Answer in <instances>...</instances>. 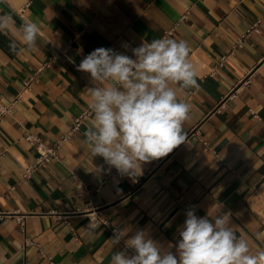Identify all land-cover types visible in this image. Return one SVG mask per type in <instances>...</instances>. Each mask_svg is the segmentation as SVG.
<instances>
[{"label": "crops", "instance_id": "0c3cea01", "mask_svg": "<svg viewBox=\"0 0 264 264\" xmlns=\"http://www.w3.org/2000/svg\"><path fill=\"white\" fill-rule=\"evenodd\" d=\"M0 12L41 29L38 47L19 55L0 35V103L14 104L0 120V264H109L113 227L146 230L166 247L192 206L200 217L230 212L250 249L264 247V0H7ZM165 36L188 42L199 87H177L191 106L186 141L133 181L85 148L89 115L74 130L91 86L77 66L98 47L131 56ZM70 131L58 157L25 176L39 156L28 134L52 144ZM98 208L110 226L90 218Z\"/></svg>", "mask_w": 264, "mask_h": 264}, {"label": "clouds", "instance_id": "9594fccd", "mask_svg": "<svg viewBox=\"0 0 264 264\" xmlns=\"http://www.w3.org/2000/svg\"><path fill=\"white\" fill-rule=\"evenodd\" d=\"M40 31L36 21L17 26L13 13L0 12V35L8 37L9 49L17 55L38 47ZM131 52L129 56L98 47L84 56L77 70L88 74L91 84L85 88L89 98L85 148L135 181L144 164L166 157L186 141L183 125L191 106L177 98V87L199 85L185 40L166 36L143 40ZM185 215L178 241L166 247L143 229L131 235L130 228L114 230L110 241L116 250L109 264H264V247L250 249L248 239L234 230L230 212L220 207L216 214L208 211L200 217L192 206ZM121 242L124 247L117 250Z\"/></svg>", "mask_w": 264, "mask_h": 264}, {"label": "built area", "instance_id": "2783aa9c", "mask_svg": "<svg viewBox=\"0 0 264 264\" xmlns=\"http://www.w3.org/2000/svg\"><path fill=\"white\" fill-rule=\"evenodd\" d=\"M24 10V9H22ZM23 11L18 10V13L23 16ZM264 19V18H263ZM261 20H257L256 22H254L250 27H248L245 31L242 32V34L238 37L237 41L235 42V44L233 45V49L231 53H234V51L242 46L244 44V42L251 36L252 32L257 30L258 28V24L260 23ZM171 32V31H170ZM169 32V33H170ZM228 55H224L221 58L220 64H223V61L226 60ZM43 66L39 67L38 70H36L34 72V74L25 80V85L26 86H31L33 81L37 79L38 75L40 74V72L42 71ZM191 92H195L194 90H192ZM13 107L14 104L11 103L9 105H4L0 103V120L2 118L3 115L10 113L13 111ZM89 115V110H86L85 112H83L80 116L77 117L76 119V123L74 126V130L76 129H80L81 128V124L83 123V120L88 117ZM72 131L67 132L65 134H63L62 136H60L58 139H56L52 144H47L45 143L42 138L38 135V134H33L30 133L28 134L27 138L29 140V142L31 144H33L39 153V156L36 160V162L31 163L27 166L26 168V173L25 176H30L31 173H33L34 171H36L40 166L44 165L45 163L51 161L53 158L58 157V148L62 146V144L68 140L71 136ZM207 142H204V148H207ZM114 174H117V170L115 168H113L112 171ZM90 218L96 223V224H104L106 226H110V221L108 218H106L103 215V211L101 209H94L93 211L90 212ZM20 222L23 226H25V220H23V218H20ZM118 229L117 227H113L111 228L112 233H114V230ZM29 243V241L27 240L26 243ZM122 247H124L123 242H122ZM42 253L44 255H46L49 259H51V255L48 253H45L44 251H42ZM52 264H57V263H53Z\"/></svg>", "mask_w": 264, "mask_h": 264}]
</instances>
